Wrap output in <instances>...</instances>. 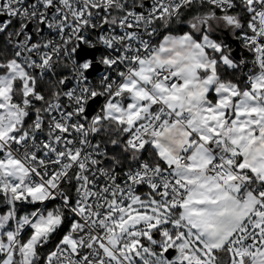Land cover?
<instances>
[{"label": "snow or ice", "instance_id": "1", "mask_svg": "<svg viewBox=\"0 0 264 264\" xmlns=\"http://www.w3.org/2000/svg\"><path fill=\"white\" fill-rule=\"evenodd\" d=\"M0 264H264V0H0Z\"/></svg>", "mask_w": 264, "mask_h": 264}]
</instances>
